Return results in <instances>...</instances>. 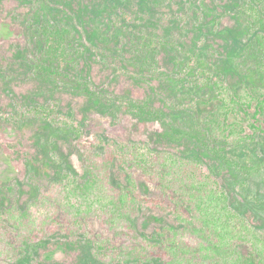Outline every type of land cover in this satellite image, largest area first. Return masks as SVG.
<instances>
[{"label": "rangeland", "instance_id": "obj_1", "mask_svg": "<svg viewBox=\"0 0 264 264\" xmlns=\"http://www.w3.org/2000/svg\"><path fill=\"white\" fill-rule=\"evenodd\" d=\"M242 2L0 0V212L24 210L62 172L73 174L81 183L87 177L69 131L26 113L35 104L52 102L59 114L72 115L86 137L114 138L128 148L134 144L146 156L155 155L150 152L155 150L200 159L224 189L228 206L264 244V182L247 180L242 184L235 171L199 143L170 130V126L195 129L208 112L197 100L210 93L209 87H193L189 77L178 73L189 56L195 57L199 66H212L233 91L258 84L251 67L255 47L241 14ZM40 20L72 29L71 55L62 67L66 77L49 78L31 71V59L42 47L37 31ZM144 35L161 40L154 51H147L152 64L143 63L145 51L137 48ZM79 80L90 81L98 94L85 93L77 84ZM129 101L162 112L163 117L122 109L121 102ZM226 154L251 163L262 158L264 149L258 141H251L228 148ZM191 167L193 163L174 167L169 177L176 182L184 180ZM108 173L113 185L126 183L116 162L110 164ZM133 173L142 197L160 198L154 182L139 176L136 169ZM93 194L97 197L102 192ZM34 213L30 223L38 220ZM91 225L99 236L108 235L115 241L119 252L135 244L123 235L114 238L117 233L107 231L96 219ZM164 225L179 226L166 213L151 208L141 209L134 218L142 237H155ZM174 240L180 251L200 244L198 236L182 232ZM136 244L144 250L142 243ZM18 247L16 240L12 246L0 245V264H104L92 256L81 236L57 232L34 250L20 254ZM152 264L161 263L154 260Z\"/></svg>", "mask_w": 264, "mask_h": 264}, {"label": "trees", "instance_id": "obj_2", "mask_svg": "<svg viewBox=\"0 0 264 264\" xmlns=\"http://www.w3.org/2000/svg\"><path fill=\"white\" fill-rule=\"evenodd\" d=\"M240 10L255 47L251 67L258 76V84L249 90L243 86L233 91L212 66H199L195 57L189 56L178 73L189 77L193 87H209L210 93L197 100L208 112L195 129L170 126V130L199 143L216 160L235 171L245 184L247 180L264 182V155L257 161L241 163L227 155L226 150L251 141H258L264 149V0H243ZM38 23L42 47L39 55L31 59V71L49 78L66 77L62 67L71 55L68 45L72 29L48 20ZM158 43L161 44L159 38L141 36L137 48L145 51L143 63L150 62L147 51H154ZM77 84L85 93L98 94L88 80H79ZM121 107L142 116L163 117L162 112L139 102H121ZM26 113L69 131L87 177L81 183L73 174L62 172L24 210H1L0 245L12 246L16 240L23 254L58 232L81 236L92 256L104 264H152L154 260L161 264H264L261 239L228 206L224 189L200 159L155 150L150 151L155 155L146 156L134 144L128 148V144L114 138L86 137L70 113H58L56 103L35 104ZM200 130L205 134H199ZM114 162L125 174L123 185L115 186L109 179V166ZM191 163L194 168L184 180L176 182L169 177L174 167ZM133 169L155 183L160 198L140 195ZM95 191H101L102 195L95 197ZM33 206L37 213L32 211ZM42 208L46 210L41 211ZM143 208L166 213L179 226L164 225L155 237L139 236L134 218ZM33 213L38 220L30 223ZM93 219L107 231L117 233L114 238L123 235L135 244L119 252V246L108 235L99 236L92 230ZM179 232L198 236L199 246L195 249L187 246L180 251L174 240ZM136 243H142L144 250H139Z\"/></svg>", "mask_w": 264, "mask_h": 264}]
</instances>
